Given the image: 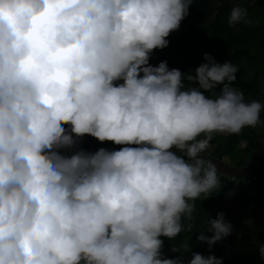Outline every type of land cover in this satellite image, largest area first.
Returning <instances> with one entry per match:
<instances>
[{
	"label": "clouds",
	"instance_id": "clouds-1",
	"mask_svg": "<svg viewBox=\"0 0 264 264\" xmlns=\"http://www.w3.org/2000/svg\"><path fill=\"white\" fill-rule=\"evenodd\" d=\"M192 3L0 0V264H185L162 255L160 237L186 230L195 201L221 188L198 157L264 111L230 86L229 62L205 53L194 76L149 63ZM239 22L251 23L234 7L228 23ZM85 135L137 147L61 154ZM204 230L211 248L232 225L219 213ZM187 264L223 259L193 252Z\"/></svg>",
	"mask_w": 264,
	"mask_h": 264
},
{
	"label": "trees",
	"instance_id": "trees-1",
	"mask_svg": "<svg viewBox=\"0 0 264 264\" xmlns=\"http://www.w3.org/2000/svg\"><path fill=\"white\" fill-rule=\"evenodd\" d=\"M234 7L245 9L247 19L251 23L239 22L230 26L228 19ZM166 39L169 41L168 47L156 54L151 53L149 63L152 66L167 61L169 69H179L194 76V70L207 62L204 59V54L207 53L220 64L229 62L238 68L237 79L230 86L243 91L245 102L252 100L264 102V0H245L240 4L231 0H193L188 15L181 21L180 28L171 32ZM184 85L186 88L199 87L197 83L187 79L184 80ZM222 87L223 85H218L205 94L208 96L219 94ZM65 127L69 128V126ZM76 139L77 144L74 148L61 150V154L71 155L81 149L92 153L100 148L112 151L129 146L116 145L112 142L101 143L89 135ZM263 145L264 135L261 136L258 129L246 127L238 135L214 134L208 149L203 154H210L228 164L240 166L250 162ZM178 154L182 155V153ZM254 172L264 184V161ZM220 175L226 176L222 173ZM226 177L230 178V176ZM219 190L220 194L223 188ZM215 191L216 189L207 199L195 201L191 219L183 220L186 230L182 231L181 235L189 232L187 225L194 224L196 228L211 214L209 209ZM195 230L193 232L197 235ZM160 239L163 240V237ZM168 246L169 243L163 241V247ZM260 246L261 244L249 233L231 232L211 248L206 242L190 248L187 257L181 260L187 264V261L192 259V253L197 252L205 257L215 254L216 257L223 259V264H264V258L259 253Z\"/></svg>",
	"mask_w": 264,
	"mask_h": 264
},
{
	"label": "rangeland",
	"instance_id": "rangeland-1",
	"mask_svg": "<svg viewBox=\"0 0 264 264\" xmlns=\"http://www.w3.org/2000/svg\"><path fill=\"white\" fill-rule=\"evenodd\" d=\"M243 1L245 0H231V2L236 4H240ZM160 50L156 49L152 54H156ZM261 103L264 104V102ZM253 128L258 129L261 136L262 134L264 135V111L261 112V122ZM236 156L241 157L239 155ZM254 173L234 178L221 176V173L217 174L221 180V188L223 190L220 194L219 189L221 188H217L214 192L209 209L211 214L204 218L196 228L192 224L189 232H185L182 235L180 233L172 241L163 237V241L166 244L169 243V246L162 247V255L169 259L186 258L190 248L201 243L197 237L202 230L204 235L208 237L213 234L205 231L204 228L207 226L208 220L216 219L219 213H223L225 222L232 225L231 232L249 233L256 242L264 244V184L261 182V178L257 176L258 174ZM193 230L198 234L195 235ZM173 248H176L177 251H172Z\"/></svg>",
	"mask_w": 264,
	"mask_h": 264
},
{
	"label": "water",
	"instance_id": "water-1",
	"mask_svg": "<svg viewBox=\"0 0 264 264\" xmlns=\"http://www.w3.org/2000/svg\"><path fill=\"white\" fill-rule=\"evenodd\" d=\"M127 147H135V146L129 145ZM117 150H120V148ZM202 155H203L202 157H198V158L211 161L216 166L218 172L226 176H230V177L246 176L256 171L260 167L261 163L264 161V145L261 147L259 152L255 155V157L250 162H248L245 165H240V166L228 164L224 160L218 157L212 156L210 154H202ZM184 159L186 160V162H189V163L192 162L188 157H184Z\"/></svg>",
	"mask_w": 264,
	"mask_h": 264
}]
</instances>
